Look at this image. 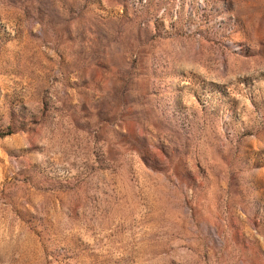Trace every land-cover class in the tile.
<instances>
[{
    "label": "rangeland",
    "instance_id": "rangeland-1",
    "mask_svg": "<svg viewBox=\"0 0 264 264\" xmlns=\"http://www.w3.org/2000/svg\"><path fill=\"white\" fill-rule=\"evenodd\" d=\"M0 264H264V0H0Z\"/></svg>",
    "mask_w": 264,
    "mask_h": 264
}]
</instances>
